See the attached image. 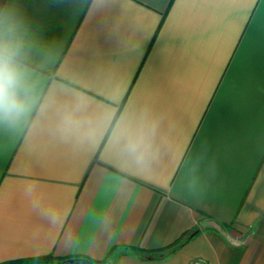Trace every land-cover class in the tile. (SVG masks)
Segmentation results:
<instances>
[{"label": "crops", "instance_id": "1", "mask_svg": "<svg viewBox=\"0 0 264 264\" xmlns=\"http://www.w3.org/2000/svg\"><path fill=\"white\" fill-rule=\"evenodd\" d=\"M0 56V264H264V0H0Z\"/></svg>", "mask_w": 264, "mask_h": 264}, {"label": "clouds", "instance_id": "2", "mask_svg": "<svg viewBox=\"0 0 264 264\" xmlns=\"http://www.w3.org/2000/svg\"><path fill=\"white\" fill-rule=\"evenodd\" d=\"M19 81L20 73L15 65L0 56V117H17L25 110V101L16 91Z\"/></svg>", "mask_w": 264, "mask_h": 264}, {"label": "trees", "instance_id": "3", "mask_svg": "<svg viewBox=\"0 0 264 264\" xmlns=\"http://www.w3.org/2000/svg\"><path fill=\"white\" fill-rule=\"evenodd\" d=\"M206 231L215 232L214 228L205 229ZM181 241L176 244L161 249L159 252L160 258L168 257L176 248L180 246ZM128 249H124L123 253H126ZM141 252V251H138ZM118 248H112L108 256L102 260L97 261L89 257H74V258H56L53 255H46L40 257H30L18 260H11L1 264H112L114 263L118 256L123 254Z\"/></svg>", "mask_w": 264, "mask_h": 264}, {"label": "built area", "instance_id": "4", "mask_svg": "<svg viewBox=\"0 0 264 264\" xmlns=\"http://www.w3.org/2000/svg\"><path fill=\"white\" fill-rule=\"evenodd\" d=\"M194 264H207L205 260L203 259H198L194 262Z\"/></svg>", "mask_w": 264, "mask_h": 264}]
</instances>
